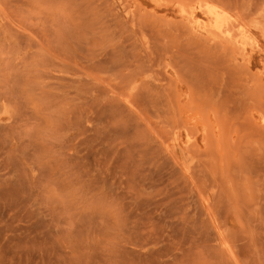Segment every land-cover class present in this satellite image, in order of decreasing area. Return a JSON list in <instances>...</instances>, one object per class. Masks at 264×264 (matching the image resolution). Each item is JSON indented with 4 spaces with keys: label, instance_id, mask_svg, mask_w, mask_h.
<instances>
[{
    "label": "rangeland",
    "instance_id": "obj_1",
    "mask_svg": "<svg viewBox=\"0 0 264 264\" xmlns=\"http://www.w3.org/2000/svg\"><path fill=\"white\" fill-rule=\"evenodd\" d=\"M0 264H264V0H0Z\"/></svg>",
    "mask_w": 264,
    "mask_h": 264
},
{
    "label": "bare ground",
    "instance_id": "obj_2",
    "mask_svg": "<svg viewBox=\"0 0 264 264\" xmlns=\"http://www.w3.org/2000/svg\"><path fill=\"white\" fill-rule=\"evenodd\" d=\"M253 80V79H252ZM259 91V90H258Z\"/></svg>",
    "mask_w": 264,
    "mask_h": 264
}]
</instances>
